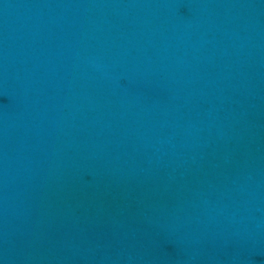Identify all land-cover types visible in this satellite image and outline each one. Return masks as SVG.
I'll list each match as a JSON object with an SVG mask.
<instances>
[{"label": "water", "instance_id": "water-1", "mask_svg": "<svg viewBox=\"0 0 264 264\" xmlns=\"http://www.w3.org/2000/svg\"><path fill=\"white\" fill-rule=\"evenodd\" d=\"M0 264H264V0H0Z\"/></svg>", "mask_w": 264, "mask_h": 264}]
</instances>
